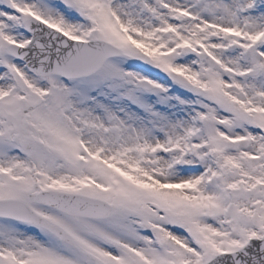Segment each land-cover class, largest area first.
Returning <instances> with one entry per match:
<instances>
[{
	"label": "snow or ice",
	"instance_id": "1",
	"mask_svg": "<svg viewBox=\"0 0 264 264\" xmlns=\"http://www.w3.org/2000/svg\"><path fill=\"white\" fill-rule=\"evenodd\" d=\"M0 264H264V0H0Z\"/></svg>",
	"mask_w": 264,
	"mask_h": 264
}]
</instances>
